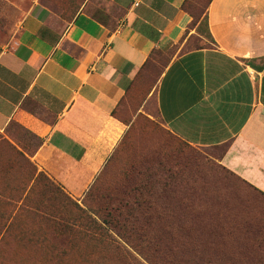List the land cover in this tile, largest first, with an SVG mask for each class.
I'll use <instances>...</instances> for the list:
<instances>
[{
  "label": "crops",
  "instance_id": "obj_1",
  "mask_svg": "<svg viewBox=\"0 0 264 264\" xmlns=\"http://www.w3.org/2000/svg\"><path fill=\"white\" fill-rule=\"evenodd\" d=\"M196 4L0 0V133L35 172L16 197L7 181L1 201L35 205L40 173L83 196L128 131L136 95L154 97L166 130L222 147L218 162L264 191V0H206L194 23ZM11 122L35 137L31 151L9 139Z\"/></svg>",
  "mask_w": 264,
  "mask_h": 264
},
{
  "label": "rangeland",
  "instance_id": "obj_2",
  "mask_svg": "<svg viewBox=\"0 0 264 264\" xmlns=\"http://www.w3.org/2000/svg\"><path fill=\"white\" fill-rule=\"evenodd\" d=\"M144 98L131 99L128 131L83 196L38 175L30 200L50 215L0 199V264H264V195L218 162L222 147L166 130ZM6 134L37 144L15 122ZM17 150L0 133V189L8 181L15 197L35 175Z\"/></svg>",
  "mask_w": 264,
  "mask_h": 264
},
{
  "label": "trees",
  "instance_id": "obj_3",
  "mask_svg": "<svg viewBox=\"0 0 264 264\" xmlns=\"http://www.w3.org/2000/svg\"><path fill=\"white\" fill-rule=\"evenodd\" d=\"M194 16V15H193ZM198 18L199 17H195L194 16V23L198 20ZM230 171V170H229ZM232 172V171H231ZM233 173V172H232ZM233 174H235V173H233ZM40 176L41 175H43V174H39ZM236 175V174H235ZM238 176V175H237ZM239 177V176H238ZM240 179H241V181L244 183V184H246V185H248L249 187H251V188H253L254 190H256L257 192H259V193H261V194H263L264 195V191H262V190H260V189H258V188H256V187H254L253 185H251L250 183H248L247 181H245L244 179H242L241 177H239ZM29 194H30V192H29ZM18 200H22L21 201V206H23L25 209H27V210H32V211H41L40 210V208L38 207V205H29V195L28 196H25V197H23V198H19ZM31 204V203H30ZM41 212H43V211H41ZM43 213H45V212H43ZM48 214V213H47ZM48 215H50V214H48Z\"/></svg>",
  "mask_w": 264,
  "mask_h": 264
}]
</instances>
